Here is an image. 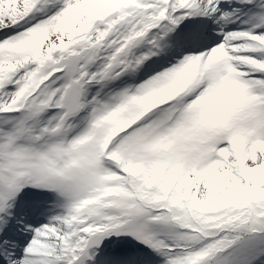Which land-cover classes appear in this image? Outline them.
Wrapping results in <instances>:
<instances>
[{
  "label": "snow or ice",
  "instance_id": "obj_1",
  "mask_svg": "<svg viewBox=\"0 0 264 264\" xmlns=\"http://www.w3.org/2000/svg\"><path fill=\"white\" fill-rule=\"evenodd\" d=\"M0 264H264V0H0Z\"/></svg>",
  "mask_w": 264,
  "mask_h": 264
}]
</instances>
